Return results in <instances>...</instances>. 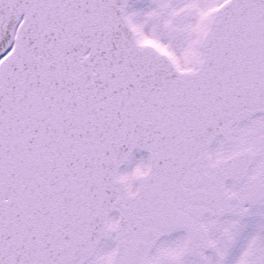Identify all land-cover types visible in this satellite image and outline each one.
<instances>
[{
	"label": "snow or ice",
	"instance_id": "snow-or-ice-1",
	"mask_svg": "<svg viewBox=\"0 0 264 264\" xmlns=\"http://www.w3.org/2000/svg\"><path fill=\"white\" fill-rule=\"evenodd\" d=\"M0 264H264V0H0Z\"/></svg>",
	"mask_w": 264,
	"mask_h": 264
}]
</instances>
